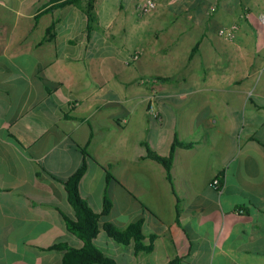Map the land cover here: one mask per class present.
<instances>
[{
    "label": "crops",
    "instance_id": "obj_1",
    "mask_svg": "<svg viewBox=\"0 0 264 264\" xmlns=\"http://www.w3.org/2000/svg\"><path fill=\"white\" fill-rule=\"evenodd\" d=\"M66 1L0 0V264L84 246L63 182L84 161L117 264H264V0H156L142 17L138 0ZM175 140L194 144L175 149L172 185L148 150ZM140 220L150 252L104 228Z\"/></svg>",
    "mask_w": 264,
    "mask_h": 264
},
{
    "label": "trees",
    "instance_id": "obj_2",
    "mask_svg": "<svg viewBox=\"0 0 264 264\" xmlns=\"http://www.w3.org/2000/svg\"><path fill=\"white\" fill-rule=\"evenodd\" d=\"M77 1L78 0H67L61 5L76 3ZM86 11L90 17L93 16V3L87 6ZM53 27V25L49 27L47 32L51 33ZM193 144V142H180L175 140L168 155H161L158 152L149 149L148 156L164 165L167 172V178L173 185L172 165L175 157V149L178 146L191 147ZM81 149L83 153L90 154L86 148L81 147ZM87 168V163L84 161L72 176L63 181L69 200L74 208L73 215L64 214L67 226L71 232L75 233L83 240L84 246L82 248H75L55 245L53 248L66 249L62 264H117L114 258L105 254L96 244V238L100 232L99 220L102 216L110 213L112 202L105 195L102 211L96 212L83 198L80 191V182L85 175ZM107 173L109 177H113L109 170ZM218 177L222 183L224 180V172H221ZM104 228L111 237L120 243L128 244L131 240H135L137 251L150 252L154 248V236H151V243L149 245L145 246L142 242L145 239L143 233V220L131 224L125 230H118L111 223H106Z\"/></svg>",
    "mask_w": 264,
    "mask_h": 264
},
{
    "label": "built area",
    "instance_id": "obj_3",
    "mask_svg": "<svg viewBox=\"0 0 264 264\" xmlns=\"http://www.w3.org/2000/svg\"><path fill=\"white\" fill-rule=\"evenodd\" d=\"M157 7H158V3L156 0H138L137 3L135 4L134 11L140 17L148 16V15H152L156 11ZM237 27L238 25L236 23L232 24L231 26L224 29L222 33L226 34V36L228 37H232L233 32L237 29ZM139 58H140V53L134 52L130 55L128 63L130 64L134 61H137ZM149 111L157 118H159L160 115L158 111L155 109L153 104L151 105ZM214 184L216 186H219L221 184L219 177L215 179Z\"/></svg>",
    "mask_w": 264,
    "mask_h": 264
}]
</instances>
